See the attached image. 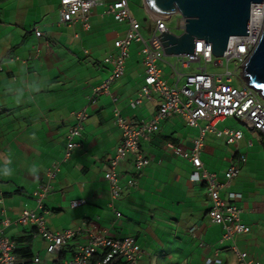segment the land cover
I'll return each instance as SVG.
<instances>
[{
    "label": "crops",
    "instance_id": "1",
    "mask_svg": "<svg viewBox=\"0 0 264 264\" xmlns=\"http://www.w3.org/2000/svg\"><path fill=\"white\" fill-rule=\"evenodd\" d=\"M61 1L0 0V235L17 243V264H61L87 246L93 234L134 238L144 252L140 264H206L214 258L238 264L230 244H220L223 228L209 217L206 184L191 180L195 169L188 156L200 130L189 127L185 118L163 120L157 134L141 141V151L150 160L141 173L132 156L120 164V198L111 200L105 175L122 142L115 112L136 127L157 113L162 98L154 93L138 107L131 106L144 85L140 43L130 46L122 77L94 98L114 71L106 60L119 56L115 44L125 38L129 25L108 12L114 0H102L104 5L90 11L87 23L69 27L62 22ZM138 1L149 14L144 0ZM128 5L138 21L130 0ZM174 64L180 77L165 58L158 63L169 85H182L185 76L201 69L194 68L195 63ZM81 112L88 119L69 150ZM229 120L217 128L223 130ZM258 134L264 143V135ZM252 145L246 136L235 146L209 133L201 159L204 169L224 182L233 161L240 154L247 156L239 177L221 196H243L242 222L252 232L239 237L237 245L249 259L264 264V249L256 242L264 235V177L258 179L249 167ZM170 146L182 148L184 154L177 155ZM6 168L9 175L3 174ZM132 180L136 185H129ZM79 201L85 203L73 208ZM40 205L48 231L77 232L58 253H49L34 224L16 223L23 212L38 211ZM5 219L11 221L8 227L2 225Z\"/></svg>",
    "mask_w": 264,
    "mask_h": 264
},
{
    "label": "built area",
    "instance_id": "2",
    "mask_svg": "<svg viewBox=\"0 0 264 264\" xmlns=\"http://www.w3.org/2000/svg\"><path fill=\"white\" fill-rule=\"evenodd\" d=\"M102 0H62L61 14L62 22L71 27L76 22L87 23L90 11L93 8L103 6ZM108 12L118 23L129 25L125 38L116 42V48L120 51L118 57H110L106 60L108 64L114 65L111 77L96 90V98L109 90L110 85L120 79L124 72L125 62L130 57V46L133 43L143 45L140 56L145 67L144 85L140 96L131 103L133 108L142 104L144 99H150L154 93L162 98V105L157 113L148 121L142 122L136 127L119 111L115 112V123L122 131V142L112 158L110 168L105 175L111 190V200L120 198V175L118 167L127 157L132 156L139 173L150 163V160L141 151V141L153 136L160 130L161 122L171 116L179 115L186 119L187 125L200 130V137L194 141L193 149L188 156L194 167L191 175L193 182L206 184L208 196L211 200L209 210L210 219L223 228L220 244L229 243L230 250L237 258L238 264H261L255 259H249L248 255L240 250L237 239L249 235L252 228L242 222L243 210L239 206L242 195L231 192L226 198L221 192L239 177L241 167L247 163V156L240 154L225 173V181L221 182L218 175L204 169L201 154L204 148V138L207 134H214L218 138L225 139L228 145H237L244 139L241 130L217 128L219 122L226 119H236L252 132L264 135V102L260 93L252 89L244 77V67L258 44L264 28V4L254 5L251 12V28L249 36L231 38L228 49L222 58H215L212 45L205 41H197L195 55L180 57L179 62L183 67L193 63L205 62L206 68L200 69L198 73L189 74L184 77L182 85H169L161 78V70L158 63L163 61L165 53L161 39L162 33L170 31L166 20L155 18L156 26L152 32V38L146 41L141 33V25L132 18L128 0H114L109 6ZM179 26H184V20L180 17ZM171 32V31H170ZM215 60V61H214ZM231 62L235 63L236 72L242 88L232 85L233 74L229 71L225 75L211 74L207 71L209 65L223 66ZM176 71V65H171ZM180 77L179 72L176 71ZM77 126L71 130L69 150L75 147L74 139L79 138L84 129V123L88 119L86 112L76 115ZM202 121L207 124L202 127ZM170 148L177 154L183 155L182 148ZM50 176H54L51 174ZM130 186L136 185V181L129 182ZM43 196V195H42ZM2 200H0V203ZM84 201L74 202L73 208L84 204ZM43 208L40 205L38 211H25L16 221L17 224H34L39 229V235L49 244L48 251L51 254L60 252L68 240L75 238L76 231H66L55 234L45 227L44 214L39 213ZM120 216V214H118ZM4 227L11 225V221L5 219ZM17 243L0 235V264H17L14 255ZM105 253V259L101 264H108L112 260L119 259L125 264H140L143 250L132 237L117 239L108 235L93 234L89 244L73 257V259L61 264H90L92 258L97 254ZM35 262H39L36 259ZM206 264H221L217 258L208 259Z\"/></svg>",
    "mask_w": 264,
    "mask_h": 264
},
{
    "label": "water",
    "instance_id": "3",
    "mask_svg": "<svg viewBox=\"0 0 264 264\" xmlns=\"http://www.w3.org/2000/svg\"><path fill=\"white\" fill-rule=\"evenodd\" d=\"M144 4L153 18L179 15L184 20L181 35L168 31L158 37L166 57L195 55L196 42L205 41L219 59L231 38L249 36L252 7L264 0H144ZM244 77L264 100V28L244 67Z\"/></svg>",
    "mask_w": 264,
    "mask_h": 264
},
{
    "label": "rangeland",
    "instance_id": "4",
    "mask_svg": "<svg viewBox=\"0 0 264 264\" xmlns=\"http://www.w3.org/2000/svg\"><path fill=\"white\" fill-rule=\"evenodd\" d=\"M133 6V15L136 19L140 22L142 25V35L144 36L145 40L149 41L152 38V32L149 30V27L151 26L154 28V20L151 18L149 14L146 13L144 8L140 5L138 0H130ZM179 15H174L170 19L166 20L168 29L175 35H181L182 29L179 26ZM165 61L168 63H171L172 65L179 61V58L174 57H166ZM215 61V60H214ZM194 68H206L205 62H202L200 64L195 63ZM207 71L211 74H219V75H225L227 71L231 72L233 74L232 78V85L237 88H242V83L239 79V72H236V66L234 62H231L227 65L226 60L223 66H215V65H209L207 67ZM264 102V100H263ZM223 129H232V130H241L246 138L253 143L252 146L248 150V154L251 155L249 167L254 170V174L258 179H261L264 177V143H262V138L259 136L257 132L250 131L246 126L242 125L238 120L236 119H230L227 121L223 126ZM254 154V156L252 155ZM248 160V158H247ZM264 230V224L261 226ZM264 235H261V237H257L256 242L259 246H261L264 249Z\"/></svg>",
    "mask_w": 264,
    "mask_h": 264
},
{
    "label": "trees",
    "instance_id": "5",
    "mask_svg": "<svg viewBox=\"0 0 264 264\" xmlns=\"http://www.w3.org/2000/svg\"><path fill=\"white\" fill-rule=\"evenodd\" d=\"M140 24V23H139ZM141 25V24H140ZM122 163V162H121ZM120 163V164H121ZM135 164V162H134ZM120 166V165H119ZM136 167V165H135ZM119 168V167H118ZM139 173V172H138ZM105 259V253L103 252H100V253H97L91 260V263L90 264H101ZM108 264H125V262H123L122 260H119V259H115V260H112L111 262H109Z\"/></svg>",
    "mask_w": 264,
    "mask_h": 264
},
{
    "label": "clouds",
    "instance_id": "6",
    "mask_svg": "<svg viewBox=\"0 0 264 264\" xmlns=\"http://www.w3.org/2000/svg\"><path fill=\"white\" fill-rule=\"evenodd\" d=\"M34 91H39V87H36V88H34ZM17 103H20V100L19 99H17V101H16ZM33 171H35V169H33ZM4 175H9L10 174V169H4V173H3Z\"/></svg>",
    "mask_w": 264,
    "mask_h": 264
}]
</instances>
